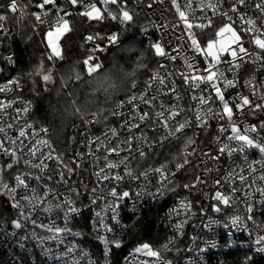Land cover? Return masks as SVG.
Listing matches in <instances>:
<instances>
[{
	"label": "built area",
	"instance_id": "1",
	"mask_svg": "<svg viewBox=\"0 0 264 264\" xmlns=\"http://www.w3.org/2000/svg\"><path fill=\"white\" fill-rule=\"evenodd\" d=\"M11 2L12 0H0V15L6 17L5 20L0 21V24H3V30H0V87L7 86L8 89L0 91V105L6 106L0 107V128L4 129V132H0V142L9 149L15 147L17 152L15 158L0 152V169H3L0 175H3L10 185H14L16 175L25 176L29 189L35 188L41 197L46 190H50L41 207L51 204L53 212L45 213L38 207L32 214V218L36 219L37 223L47 224L55 219L59 226H63V210L56 208V205L63 204L66 198L74 201L80 212L70 218L69 227L80 235H66L64 243L59 246L56 241L47 240L41 245L39 240L31 235L33 225L30 222L25 221V226L21 229L14 228L12 221L18 218V210L12 207V202L7 196L0 195L4 205L3 214L0 216V264H61L60 261L45 255L44 249L51 248L54 252L63 251L70 243L78 245L74 255H79L81 251L88 253L80 264H88L89 260L94 261L95 264H144L145 261L154 264V258L136 253V248L143 244H149L154 250H158L166 264H264V251L258 250L264 248V243H256V238L264 235V196L257 191L258 188L264 189V181L259 180V177L264 175V154L257 148H246L243 153L236 152L232 155H228L227 151L220 153L219 148L223 144L237 146V142L227 139L232 134L227 118L221 119L217 115H210L207 118L206 128L197 126L195 113L198 110L206 112L207 108L211 107L213 112H217L221 105L218 99L210 101L209 105H199L198 100L193 97H214V92L207 84L195 88L185 83L182 78V73H189L186 60L192 63L200 74H203L208 61L190 46L184 24L179 20L171 0H159V2L126 0L127 7L133 6L146 19V25L141 31V38L145 44L152 47L154 43H160L166 55H156L157 65L150 76L144 81L131 84L126 94L117 97L111 106L108 126L101 127L94 115L72 122L68 126L66 146L62 151L50 138L51 126L37 124L32 120L34 107L20 94L21 81L13 72L15 54L12 50L4 49L2 39L10 44L14 33L24 26L34 31L54 30L59 17L67 19L70 27L76 17L85 10L84 5L73 6L69 0H56L55 6L46 5L41 9L36 6L41 0H15L19 11L13 13L10 10ZM89 2L100 5L106 18L116 25V29L113 30L82 34L80 49L85 53L95 54L117 45L129 23H121L119 19L112 20L104 11L101 0H85V4ZM178 2L183 9L184 0ZM208 2L209 0H204V3ZM211 2L217 3V0ZM256 2L257 0H248L247 7H240V13H247L250 18L258 19L259 13L254 7ZM199 4L200 0H193L195 19L193 20V13L190 12L188 13L190 21L206 23L207 20L202 18H211L213 21L210 27L192 30L202 47L219 24L228 22L221 14L228 12L233 15V25L240 32L243 46L254 55L264 56V51L252 43V36L243 31L244 26L235 14L231 13L232 0H219L221 12L215 15L211 9L202 10ZM108 8L116 13L115 5H109ZM34 13L40 16L39 21ZM89 35L95 37L93 42L86 40ZM113 35L117 37L114 44L109 40ZM228 59L230 57L227 54L222 57L223 61ZM217 67L228 80L234 79L236 83L235 87L225 90V98L228 101L233 102L237 97L245 95L254 103L262 102L258 96L252 94L246 82L253 80L258 92L264 94V59L252 62L245 57L241 67L235 71H229V65L223 62ZM157 74L164 79L163 85H160L159 80L153 81V76ZM10 81L16 83L10 84ZM218 83L223 88L224 81ZM132 96H136L137 99L128 103ZM141 96L149 100L155 96L156 100L150 104L144 103L140 99ZM177 97L180 99L177 100ZM121 104L123 107H118ZM174 105L183 111L179 116L167 121L169 126L165 128L164 119L158 117L157 113ZM233 112V120L242 131L245 127L256 126L253 112L245 110L241 114L235 108ZM144 113H148V117L140 120L138 117ZM185 122L187 125L181 132L175 133L174 136L168 135L175 131V127ZM221 127L227 128V131L221 133ZM113 130L116 135H113ZM20 131H24L26 135L20 137ZM249 135L264 144V138L258 130ZM189 138L195 143L187 150L191 152L195 149V152L188 156L189 163L179 172L176 171V164L172 167L144 166V158L147 154L178 140H181L184 154ZM43 140H47L51 145L52 159H45L50 151L46 146H41L35 156L30 154L32 148L39 146V142ZM11 141H16V144L13 145ZM116 146L120 148L118 154L107 151ZM141 151L145 153L143 157L139 154ZM40 152L44 153V157ZM14 159L17 162L14 163ZM42 161L46 165L43 171L33 166ZM109 163L116 167L107 169ZM9 164L13 165L11 169L7 168ZM250 166L255 171H251ZM157 167H163L165 174L175 173L174 176L168 175L173 183L168 184L163 195L158 198L144 194L155 192L160 187V176L153 172ZM69 168L72 169L71 173L68 171ZM101 168H105L110 176L119 174L122 179L98 180L96 174ZM187 168L192 169L193 172L190 182L189 175L184 173ZM129 172L131 176L128 175ZM61 173L66 183L61 181ZM144 173H148L147 179L144 178ZM179 175L184 181L179 186H175ZM241 175L245 180H240ZM197 177H200L204 183L197 184ZM217 180L221 183L216 184ZM185 184H196V186L185 189L183 187ZM113 187L119 193L129 191L131 195L123 201L116 202L119 224L111 219V212H104L105 223L113 229L112 232H106L102 228L97 231L93 227L95 213L106 209L107 204L113 200L109 195ZM233 188L235 192L232 191ZM93 189L96 191L93 192ZM217 190L231 197L230 206L218 205V201L213 198ZM23 191L18 190L21 193ZM137 193L141 195L137 196ZM94 197L99 198L95 204L92 203ZM163 198L167 199V205L154 223L157 237L151 243L142 242L123 246L128 235L130 220ZM17 199H20L19 195ZM181 201L190 202L191 209L187 212L179 209ZM21 203L26 202L21 200ZM217 205L221 208L220 212L214 211V206ZM248 205L252 206V213L247 212ZM173 209H179L180 214L173 213ZM237 215L242 218V223L233 225L232 218ZM249 215L253 217L252 220L247 219ZM180 221H184V224L182 229L177 231L175 225ZM35 231L38 237L49 235L42 228H36ZM99 236H104L110 242L107 256L104 255V243ZM113 239H119L121 246L117 248L111 244ZM169 240L173 242L169 243ZM21 244L23 248L20 247ZM166 244L167 248L164 247Z\"/></svg>",
	"mask_w": 264,
	"mask_h": 264
},
{
	"label": "snow or ice",
	"instance_id": "2",
	"mask_svg": "<svg viewBox=\"0 0 264 264\" xmlns=\"http://www.w3.org/2000/svg\"><path fill=\"white\" fill-rule=\"evenodd\" d=\"M70 4L73 6L84 5L85 10L80 13L81 15L88 18L90 21H102L104 19V15L101 11V8L97 7L95 3H87L85 4V0H69ZM159 2V0H157ZM101 3L104 5V11L107 12L108 16L112 20L119 19L121 23H129L133 20V14L130 10H128L126 6V0H101ZM172 6L175 9L176 13L179 16V20L184 24L187 38L190 41V46L194 49L195 52L200 53L204 56L205 60L208 61L206 67L203 70V74L199 73V70L194 69L192 63H188L186 60L187 68L189 69V73L185 74L182 73V78L185 83H189L195 88H200L201 84H207L210 86L212 92H214L213 96H199V97H193V99L198 100L199 105H209L210 101H214L216 99L219 100L221 108L217 112H213V109L211 107L207 108V111H201L198 110L195 113V118L197 121V126L206 128L207 125V118L210 115H217L219 118L224 119L227 118L229 121V126L231 128V135L227 137L229 141H235L237 142L236 147H231L229 144H223L219 148L220 153H224L227 151L228 155H232L233 153L240 152L243 153L246 148H257L259 151L264 154V144H261L260 142H257L252 137H250L249 133H256L257 127L256 126H248L241 130V128L236 124V122L233 120L234 112L233 108H235L238 112L243 114L245 110L255 112L257 110H264V94H261L258 92L256 85L254 84L253 80L247 81V86L251 89L252 94L254 96H258L259 100L262 101L261 103H254L249 96L241 95L235 99V101L230 102L225 98V90L230 87H235L236 83L235 80H228L224 73L220 71L219 65L220 63H226L229 65V71H235L239 69L242 65V63L245 60V57L252 60V62L259 61L261 59H264V56H261L259 54H252L243 46L242 43V37L237 32L236 28L233 26L234 19L233 15H230L228 12H221L219 7V0H217V3H212L211 0H209L208 3H204V0H200V8L202 10L205 9H211L213 14L215 15L218 12H221V14L227 18V23L223 24L222 27L219 28L218 31H216L215 36L216 39L209 40L206 46L201 45L200 41L196 38L194 32L192 31L194 28L204 29L207 27H210L213 21L211 18H202L206 19L207 22H200V23H194L190 21L189 14L193 13V20L194 17V10L192 8L193 0H184V6L183 9L181 7V4L178 2V0H171ZM56 0H41L40 3H38L36 6L43 9L46 5H53L55 6ZM248 0H232V6L230 8V11L232 14H235V16L239 19L241 24L244 26L243 31L250 34L252 36V43L256 45L257 48L264 51V0H257L254 7L259 13L258 19H252L250 18L247 13L241 14L239 9L240 7H247ZM109 5H115L116 6V13H114L112 10L108 8ZM151 7V5H149ZM10 10L13 13H16L19 11L17 4L15 3V0H12L10 4ZM22 15V14H21ZM36 15L37 21L40 20V16L38 14ZM65 15H69V13H65ZM6 17L4 15H0V21L5 20ZM259 20V23H258ZM0 30H3V24H0ZM71 31L69 27V21L67 19H64L63 17H59L54 30H50L47 32V46L51 49V53L48 57V59H52L53 57H61V51L58 46V41L61 36H63L65 33ZM86 40L89 42H93L95 40V37L92 35H89L86 37ZM109 40L111 43H116L117 37L115 35L110 36ZM152 48L155 51V54L157 56H164L166 55L164 48L161 46L160 43H154L152 45ZM102 50V49H101ZM227 54L230 59L223 61L222 57ZM172 59H175V57H171ZM10 59V58H9ZM92 60V57H88L85 59L84 64L88 66V73L89 75H92L96 72L97 68L100 67L99 64L92 65L90 64V61ZM39 74V73H38ZM42 79L45 82H49L52 79L51 74H43ZM153 81L159 80L160 85L164 84V79L159 76V74L153 76ZM219 81H224L223 88L220 87ZM11 83H16L15 81H10ZM151 86V85H150ZM7 86L0 87V91H6ZM175 91V89H173ZM137 99L136 96H132L128 103H132ZM140 99L144 103L150 104L152 101L156 100V97L153 96L151 99H147L144 96H141ZM180 98L177 97V100ZM0 107H6L3 105H0ZM118 107H123V105H119ZM183 109H180L178 106H172L168 109H164L157 113L158 117H162L165 121L164 127L167 128L169 125L167 121L174 119L175 117L179 116ZM148 117V113H144L143 115L139 116L138 118L140 120H144ZM187 125V122L179 124L177 127H175L174 132H170L168 135L174 136L175 133L181 132ZM136 127V125H133ZM11 127V126H9ZM261 127H264V124L261 125ZM221 133L227 131V128L221 127L220 128ZM0 132H4L3 128H0ZM26 133L24 131H20L19 136L24 137ZM113 135H116L115 130H113ZM13 145L16 144V141H11ZM130 143V142H126ZM195 142L189 138L185 145V151L183 154L182 162L177 163L175 165L176 171L179 172L181 169L185 167L189 163L188 156L192 155L195 152V149H192L191 152H189L187 149L191 145H193ZM41 146H46L50 149L49 154L45 157V159H52L53 156L51 155V145L47 140H43L39 142V146L33 147L31 150V155L35 156L36 152L40 151ZM109 152H116L117 154L120 151L119 146L107 149ZM0 152H4L5 154L11 155L13 158L16 157L17 149L15 147L9 149L4 146L2 142H0ZM140 156L143 157L145 153L141 151ZM40 155L44 157V153L40 152ZM212 159H217V157H211ZM56 159H60L59 157H56ZM107 159V157H105ZM17 162L14 159V163ZM34 167H37L41 169L42 171L46 167V165L43 163V161L40 164L33 165ZM13 167L12 164L7 165V168L11 169ZM116 165L109 163L106 168L107 169H113ZM251 171H255V169H251ZM69 173L72 172V169H68ZM3 172V169H0V173ZM154 174H159L160 180L159 184L160 187L156 189L155 192L150 193H144L145 195H150L153 197H160L163 195L164 190L166 189L168 184H172L173 181L168 178V175L174 176L175 173H169L165 174V169L163 167H157L153 170ZM98 180H116L120 181L122 179V176L119 174H116L115 176H110L105 168H101L100 171L96 174ZM129 176H131V173H128ZM144 178L147 179L148 173H144ZM230 178V177H229ZM26 177L23 175H16L14 177V185H10L6 180L4 179L3 175H0V195L7 196L10 201L12 202V207L18 210V218L12 221V224L14 228L21 229L23 228L24 222H30L33 225V232L31 233L33 238H37L39 240V243L41 245L44 244V242L47 241H56L57 246L64 243V238L66 235H72V236H79V232H74L72 228L69 227L70 218L76 214H79L80 209L75 206V202L70 199H65L63 204L56 205V208L63 210V226H59L56 223L55 219H52L49 221V223H37L36 219L32 218L33 212L40 207L41 211L45 213H51L53 212V208L51 204H49L46 207H41L44 198H46L49 195L50 190H46L43 194V197L37 194V191L35 188L29 189V185L26 182ZM36 179H40V177H36ZM240 180H245V177L243 175L240 176ZM260 181H264V175H261L259 177ZM61 181L67 182L64 178L63 173H61ZM196 183H204V181L200 178H196ZM216 184H220L221 181L217 180L215 181ZM196 184L188 185L185 184L183 187L185 189H188L190 187H195ZM18 190H24L22 193L18 192ZM75 191V190H73ZM96 189H93V192H95ZM233 192H235V188L232 189ZM257 191L261 193L262 196H264V189L258 188ZM31 193V194H29ZM20 196V199H17V196ZM109 195L113 198L112 201H110L106 209H102L99 212L95 213V220L93 222V227L97 229V231L102 228L106 232H112V228L109 227L107 223H105V216L104 212H111L112 216L111 219L119 224L120 221L117 219V201H123L125 198L130 197L129 191H124L123 193L117 192L116 188L113 187L109 191ZM137 196H140L141 193H137ZM213 198L218 201V205H224V206H230L232 203L231 197L228 195H225L221 191L217 190L213 196ZM99 199L98 197H94L92 203L95 204L96 200ZM21 200L25 201V204L21 203ZM214 206V211L220 212L221 208L219 206ZM30 206V207H29ZM179 209H183L184 211H189L191 209V203L186 201H181L179 205ZM179 209H173V213L180 214ZM27 211V214H26ZM253 208L251 205H248L247 212L252 213ZM248 220H252L253 217L249 215L247 217ZM232 224L238 225L242 223V218L237 215L232 218ZM184 221H180L178 224L175 225V228L177 231H180L183 227ZM127 227V226H124ZM36 228H42L44 229L49 235L47 236H37V233L35 231ZM15 235V233H13ZM23 239H27V237H23ZM99 239L104 243V255L107 256L110 248H109V240L106 239L104 236H99ZM172 240H169V243H172ZM257 244L264 243V235H260L256 238ZM111 244H113L115 247H120L121 243L119 239H113L111 241ZM21 248H23V244L20 245ZM165 248L168 247V245H164ZM78 245L75 243H70L66 246V248L63 251H57L54 252L51 248L44 249L45 255H49L51 259L60 261L61 264H80V261L88 256L87 252L81 251L79 255H74L77 252ZM259 251H264V248L258 249ZM136 253L143 254L147 257L154 258V264H166V262L161 257V253L158 250H154L149 244H143L140 247L136 248ZM67 258V259H65ZM88 264H95L94 261L89 260ZM144 264H149V262L145 261Z\"/></svg>",
	"mask_w": 264,
	"mask_h": 264
},
{
	"label": "trees",
	"instance_id": "3",
	"mask_svg": "<svg viewBox=\"0 0 264 264\" xmlns=\"http://www.w3.org/2000/svg\"><path fill=\"white\" fill-rule=\"evenodd\" d=\"M127 8L133 14V20L123 30L119 43L95 54L83 52L80 40L84 32L101 33L116 29V25L105 16L102 21L77 18L70 26L71 31L58 41L61 57L48 59L51 51L47 46L46 31L42 29L34 31L24 26L14 33L10 44L2 39L4 49L15 54L13 72L21 81L20 94L34 107L32 120L51 126L50 138L60 151L66 146L67 130L72 122L94 115L101 127L108 126L111 106L117 97L126 94L131 84L146 80L156 68L155 51L141 38L146 19L131 6ZM89 56H92L90 64L100 65L92 75L84 64L85 57ZM49 73L51 81H43L42 75ZM254 123L264 138V127H261L264 110L254 117ZM182 146L181 140H178L147 154L144 166L172 167L183 159ZM184 173L189 175V182L192 181V169L187 168ZM183 181L179 175L175 186ZM166 205L167 199L163 198L130 220L123 246L151 243L157 237L155 220ZM3 207L0 196V216Z\"/></svg>",
	"mask_w": 264,
	"mask_h": 264
},
{
	"label": "rangeland",
	"instance_id": "4",
	"mask_svg": "<svg viewBox=\"0 0 264 264\" xmlns=\"http://www.w3.org/2000/svg\"><path fill=\"white\" fill-rule=\"evenodd\" d=\"M96 6L99 7V8H101L100 5H98V4H96ZM131 8H133V6H131ZM133 9H134V8H133ZM128 10H130V9H128ZM101 11H102V9H101ZM102 13H103V11H102ZM103 15H104V14H103ZM104 16H105V15H104ZM105 17H106V16H105ZM77 18H87V17H85V16L79 14V15L76 17V19H77ZM87 19H88V18H87ZM224 24H225V23H224ZM222 26H223V24H219L218 27H217V29H215L213 32L210 33V37L207 39V41L204 42L203 46H206L209 40L216 39L215 33H216V31H218L219 28L222 27ZM233 26H234V25H233ZM234 27H235V26H234ZM235 28H236V27H235ZM236 30H237V32L240 34V32H239V30H238L237 28H236ZM48 31H50V30H47V31H46V34H47ZM58 46H59V44H58ZM59 48H60V47H59ZM50 51H51V49H50ZM89 57H90V56H89ZM91 57H92V56H91ZM85 59H87V58L85 57ZM93 66H94V65H93ZM87 68H88V67H87ZM87 71H88V69H87ZM40 72H42V70H40ZM259 112H260V110L255 111V112H254L255 116H256ZM85 118H86V117H85Z\"/></svg>",
	"mask_w": 264,
	"mask_h": 264
}]
</instances>
